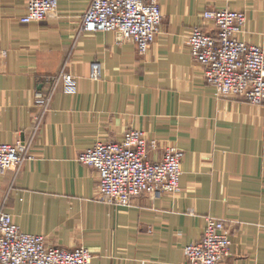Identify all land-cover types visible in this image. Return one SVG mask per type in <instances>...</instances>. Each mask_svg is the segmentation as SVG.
Returning a JSON list of instances; mask_svg holds the SVG:
<instances>
[{
	"label": "crops",
	"instance_id": "obj_1",
	"mask_svg": "<svg viewBox=\"0 0 264 264\" xmlns=\"http://www.w3.org/2000/svg\"><path fill=\"white\" fill-rule=\"evenodd\" d=\"M93 0H59L23 23L28 0H0V142L30 143L32 159L0 175V212L50 245L87 247L92 264H185L210 216L225 219L229 255L219 264H264V105L217 97L187 35L208 9L244 11L243 38L264 47V0H158L160 32L147 53L116 32H86ZM99 61L100 80L90 67ZM77 78L75 93H49L44 77ZM45 104L38 98L48 96ZM130 129L184 152L178 194L102 200L93 167L78 155Z\"/></svg>",
	"mask_w": 264,
	"mask_h": 264
},
{
	"label": "built area",
	"instance_id": "obj_2",
	"mask_svg": "<svg viewBox=\"0 0 264 264\" xmlns=\"http://www.w3.org/2000/svg\"><path fill=\"white\" fill-rule=\"evenodd\" d=\"M59 0H28L23 23L40 22L57 10ZM203 19L212 31L194 26L187 35L190 54L201 65L206 83L217 97L235 96L253 105H264V47L243 38L247 15L244 11L208 9ZM162 10L158 0H93L83 16L86 32H116L135 43L140 54L147 53L160 32ZM103 67L95 61L92 80H100ZM53 94L59 85L75 93L77 78L68 73L44 77ZM48 96L38 98L43 105ZM158 140L145 131L130 129L121 141H99L82 151L77 161L93 167L98 175L102 200L119 206L144 194H178L183 174L184 152L169 145L158 160L150 150ZM30 143L0 142V175L32 159ZM231 235L226 220L210 216L200 241L184 245L185 264H219L230 253ZM93 255L85 246L67 249L50 245L41 234L25 232L11 213L0 212V264H92Z\"/></svg>",
	"mask_w": 264,
	"mask_h": 264
},
{
	"label": "rangeland",
	"instance_id": "obj_3",
	"mask_svg": "<svg viewBox=\"0 0 264 264\" xmlns=\"http://www.w3.org/2000/svg\"><path fill=\"white\" fill-rule=\"evenodd\" d=\"M161 26V25H160Z\"/></svg>",
	"mask_w": 264,
	"mask_h": 264
}]
</instances>
